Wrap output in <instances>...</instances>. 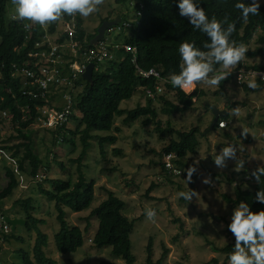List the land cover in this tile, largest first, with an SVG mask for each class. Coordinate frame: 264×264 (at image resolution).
<instances>
[{
    "label": "rangeland",
    "instance_id": "374dc122",
    "mask_svg": "<svg viewBox=\"0 0 264 264\" xmlns=\"http://www.w3.org/2000/svg\"><path fill=\"white\" fill-rule=\"evenodd\" d=\"M263 1L260 0L261 3ZM136 3L137 0H125L122 4H117L116 0H105L99 13L88 18L78 16L83 22L86 33L93 35L102 20L106 18L121 19V26L128 22L130 18L127 13L131 11L130 6ZM14 14V7L9 6L8 18ZM115 27H111L109 30L113 29V31L106 34L107 43H123L125 32ZM132 34L133 32L130 35ZM255 38L254 35L246 44L249 50L255 48ZM244 62L246 66L262 65L264 59L246 58ZM102 65H99L101 70ZM198 87L205 96L196 100L194 107L185 114L166 116L161 113L160 102L153 104L161 131L157 130L156 122L150 121L146 124V118L136 122H125V116H121L114 121V128L117 130L113 129L108 134L94 133L101 137L114 136L116 141L104 146V156L100 153L98 141L96 139L90 141V147L83 162V173L87 181L95 184L94 200L91 208L86 212L74 214L65 210V219L69 224L84 230L85 219L89 217L91 210L106 200L107 194L104 191L106 189L125 203L123 214L130 220H135L130 240L131 253L136 264L145 262V247L150 238L153 241L152 261L154 263L161 257L163 245L169 249V253L162 264H207L213 258L220 263L223 262L225 255L213 252L212 248H222L230 242L227 225L236 206L227 204L221 195L233 197L234 184H239L241 179H245L246 170L234 171L235 161L231 159L227 161L226 168L220 169L213 160L223 147L231 144L238 149L237 159L242 158L246 162L244 168L252 172L258 166H264V153L260 152L264 144V133L259 132L262 128L256 123L257 120L264 119V97L259 98L260 108L249 121L242 112L239 117L229 114L228 121L235 120L236 124L229 125L226 132L231 135V138H227L218 130L208 132L213 119V113L209 107H219L221 103L230 105L234 102L236 105L233 109L240 108L242 103H251L253 96L249 92L244 93L239 86L229 85L230 93L221 92L219 88H209L206 85H198L195 89ZM195 89L190 93L192 94ZM169 98L174 100L173 94ZM57 101L61 104L60 98H57ZM139 105H146V101L140 91H135L130 100L121 103L120 108L133 110ZM244 111L251 112L249 107ZM246 115L250 116L249 113ZM10 116L11 113L7 114L6 118L0 114V119L5 121L0 123V189L6 185V169L14 171L19 184L12 196L3 201L0 215L4 219L7 217L25 222L26 212L23 201L31 199L33 216L45 221V225L39 226L41 232L47 236L45 255L56 264H99L102 261L124 264L120 258L111 254L109 248L102 250L93 248L91 241L98 227L94 217L89 220L91 227L83 235V246L76 253L60 254L56 251L54 234L58 230V224L55 221L54 204L39 193L37 185L40 183L45 189L52 190V185L43 182L44 179L74 182L76 165L69 161L77 157L81 144L78 137L75 138V150L70 145L56 144V135L30 123L26 133H30L32 149L41 159L45 170L38 180H33L28 164L24 165V171L18 170L17 160L21 153L19 152L16 158L12 157V154L16 152L15 146L21 140L17 138L16 130L9 121ZM70 123L67 128L75 129L76 123ZM169 125L174 132H188L193 128H198L200 131L197 135L199 147L195 154L187 156L185 159L187 167H183L179 175L165 173L159 164L162 149L171 140L178 139L176 134L168 130ZM252 125L253 128L250 127ZM243 129L249 130L247 136H242ZM190 167H195L196 171L193 173L191 182L187 184L186 170ZM209 176L212 184H204L203 180ZM188 188L199 193V197H193L191 202L178 198L176 195L179 191H187ZM148 209L156 211L154 222L147 219ZM34 237V232L27 230L25 224L17 225L14 231L10 227L7 234L0 233V264L19 263L21 257L18 252L30 253Z\"/></svg>",
    "mask_w": 264,
    "mask_h": 264
},
{
    "label": "trees",
    "instance_id": "16d2710c",
    "mask_svg": "<svg viewBox=\"0 0 264 264\" xmlns=\"http://www.w3.org/2000/svg\"><path fill=\"white\" fill-rule=\"evenodd\" d=\"M197 2L204 7L210 18L216 16L218 19L223 20L227 17L229 21L236 22L237 31L233 33L231 39L235 40L238 44L241 42L244 44L249 43L255 35V48L249 50L246 56L248 59H264V1L260 7L261 14L250 16L246 24L240 19L239 11L234 8L237 0H197ZM244 2L250 3L251 0H244ZM116 3L122 4L125 3V0H116ZM176 5L177 0H137L132 11L141 13L139 25L133 24L132 28L125 34L123 43H120L136 49V65L139 69L143 71L155 69L167 81V78L171 74H178L180 71L179 64L181 61L178 48L181 42L195 41L196 46L204 51H207V49H204L203 45L209 42L204 33L195 30L186 18L179 15ZM9 6H13L11 0H0V98L4 99L3 102H0V114L2 111L10 110L11 116L9 121L16 130L17 138L21 140L15 146L16 152L12 154V157L16 158L19 156L18 153H21L17 160L18 170L24 171V165L28 164L31 178L38 180L44 170L43 164L32 149L30 133H26L30 123L35 118L34 104L36 102L22 96L18 88V82L10 78V69L14 64L21 65L23 63L26 54L32 50L34 44L44 35V29L38 25L26 29V21H13L11 18H8L7 9ZM106 20L110 19L106 18L102 22ZM76 24L75 40L79 43L81 51H84L91 47L89 43L95 36L96 31L93 35L86 33L79 16L76 18ZM119 24L121 25V19ZM55 26V24L49 26V34L55 33ZM132 32L133 34L130 35ZM15 48H17L16 51ZM118 52L115 60L107 61L103 65L100 64V66H103L102 70H93L92 85L82 78L76 82V86L80 87L81 90L78 94L73 95L74 113L70 116L68 125L66 124L57 132L52 133L56 135V144L70 145L74 150L76 149L75 138L78 137L79 139L81 144L80 152L76 158L69 161V163L76 165L75 181L44 179L43 182L52 185L53 189L47 190L40 183H38L37 187L39 193L54 204L55 221L58 224V230L54 234V244L58 253H76L83 246V235L89 231L91 227L89 220L94 217L98 222V227L91 241L93 248L96 250L109 248L111 254L120 258L124 264H136L131 253L130 240L135 220H130L123 214L125 203L111 191L104 190L107 198L97 208L91 210L89 217L85 219L86 226L84 230L69 224L65 219V210L74 214L86 212L91 208L94 200L95 184L94 182L87 181L83 173V162L90 147V141L93 139L98 141L100 153L104 156V146L106 144H113L116 138L111 135L96 136L94 133L108 134L113 129L117 130L114 128V121L117 117L125 116V122H136L142 118H146V124L150 121L156 122L157 130L161 131L159 129V122L157 121V112L153 106L154 103L160 102L162 104L160 110L166 116L182 115L191 110L195 105V101L203 98L205 93L199 89H195L192 94L187 95L179 88H173L170 84L166 85L167 92L164 95L158 97L156 100H150L145 96L142 88L152 90L155 80H142L136 77V69L131 62L132 55L125 53L123 49ZM216 67L219 68V65H216ZM242 67L264 72V64L249 67L240 63L235 70ZM231 81H233L232 74L221 82L218 87L219 91L223 92L225 85ZM257 84L259 87L255 90L247 88V85H243L241 88L245 92H256L264 85L261 82H257ZM8 91L11 93H8ZM135 91L142 93L146 105H139L133 110L121 109V103L130 100ZM172 94L174 100L169 98ZM13 95L16 101L13 99ZM15 104L29 106L31 113L29 111L22 113ZM24 114L28 116L25 120L23 119ZM228 119V114H225L224 117L218 119L217 124L221 120L227 122ZM4 122L0 119V123ZM70 122L76 123L75 129L70 130V128H67L71 124ZM217 124L212 131L218 130ZM260 125L264 126V120L260 122ZM168 130L176 134L178 138L177 140H171L161 151V162L159 163L161 170L169 174L165 169V163L162 162L165 158L164 156L167 154L174 155V159L171 162L182 171L183 167H187L185 163L187 156L195 154L199 147L197 135L200 134V131L198 128H193L188 132H174L170 125L168 126ZM162 132L165 133V131ZM224 134L225 137L230 135L227 132ZM60 166L62 167V165ZM5 179L6 185L3 189H0V210L3 201L12 196L19 184L14 171L11 169H6ZM251 179L252 183L241 179L239 184H234V196L221 195L222 198L227 204L234 206L244 201L249 204L251 210L254 212L264 209V205L255 201L256 193L264 189V177H261L260 184L254 178ZM30 204L31 199L23 201L26 212L25 228L33 231L35 237L30 253L18 252L21 259L17 264H56L44 252V248L47 245V236L41 232L39 226L45 225V221L33 216L34 209ZM228 235L231 240L225 247L212 248L213 252L225 255L223 262L220 263L213 258L207 264H228L227 254L233 250L235 243L234 237L229 231ZM16 240L21 241V239ZM162 249L161 257L154 263L152 261L153 241L150 238L145 247L146 260L142 264H162L169 253V249L164 245ZM99 264L112 263L102 261Z\"/></svg>",
    "mask_w": 264,
    "mask_h": 264
},
{
    "label": "clouds",
    "instance_id": "9594fccd",
    "mask_svg": "<svg viewBox=\"0 0 264 264\" xmlns=\"http://www.w3.org/2000/svg\"><path fill=\"white\" fill-rule=\"evenodd\" d=\"M14 6L12 20L26 21L25 28L38 25L42 29L61 21L65 16L74 17L79 15L88 18L101 11L105 0H11ZM179 15L188 20L195 30L204 33L209 42L203 47L207 51L196 46L195 41H183L180 43L178 52L180 55L179 73L171 74L167 79L173 88H179L185 93L194 90L198 85H206L209 88H218L222 81L226 80L243 62L247 56L249 48L244 43H237L231 39L233 33L237 31L236 22L229 21L227 17L223 20L216 16L211 18L197 0H177ZM260 0H251L250 3L244 0H237L234 8L240 13L243 23H248L250 16L260 15ZM225 25H227L225 27ZM219 65V68L216 67ZM251 79L247 81L248 87L257 89L255 77L264 76L262 73H251ZM242 77L239 76L240 80ZM46 87V83L41 82ZM242 109L236 107L231 110V114L239 117ZM221 128L226 127L225 121L219 122ZM248 129L242 130V136H247ZM237 147L229 144L223 147L216 155L214 164L224 169L227 167L229 159L235 161L234 171L244 170L246 163L242 158L237 159ZM172 155L165 157L166 162L171 160ZM166 166L171 168L170 163ZM186 183L191 182L195 167L187 170ZM175 174H181L174 169ZM261 177H264V166L254 169L248 178H254L260 184ZM204 184L211 185L212 179L209 176L203 180ZM178 198H183L191 202L193 197L198 198L199 193L188 188L187 191H179ZM255 201L264 205V189L256 193ZM147 219L155 221L156 211L148 209ZM223 227V225H222ZM228 231L234 237L233 250L227 254L228 264H264V209L252 211L248 203L241 201L233 209L230 223L227 225ZM226 240V238H224Z\"/></svg>",
    "mask_w": 264,
    "mask_h": 264
},
{
    "label": "built area",
    "instance_id": "2783aa9c",
    "mask_svg": "<svg viewBox=\"0 0 264 264\" xmlns=\"http://www.w3.org/2000/svg\"><path fill=\"white\" fill-rule=\"evenodd\" d=\"M130 7L131 11L127 13L130 20L122 24V26L115 27L117 30H123L125 34L132 28L133 24L139 25L141 16L140 12L132 11L134 5ZM77 16H67L55 23L54 34H49V26L44 29V35L34 44L32 50L26 54L23 63L21 65L14 64L10 69V78L18 82V88L22 96L36 102L34 104L35 118L31 125H37L52 133L57 132L64 125H68L70 116L74 113L73 95L78 94L81 90L80 87L76 86V82L82 78L87 66L93 64L94 69L97 70L99 69L98 65L115 60L119 50L123 49L125 53L132 55L131 62L135 66L136 77L142 80H155L152 90L142 88L148 99L156 100L164 95L167 92L166 85L171 84L170 81L163 79L155 69L148 71L139 69L136 65L135 48L120 43H107L105 41L106 34L112 32L113 29L106 31L103 39L98 41L95 46L81 51L79 43L75 40ZM253 72L264 74V72L256 71L252 68L242 67L234 70L232 72L234 84L239 87L248 85L247 81L251 79L250 74ZM239 76L242 77L240 80L238 79ZM255 79L256 83L261 82L264 84V76H257ZM41 82L46 83V87L42 86ZM77 90L79 91L77 92ZM182 92L185 93L184 91ZM190 92L185 94H191ZM12 97L16 101L15 96L13 95ZM57 98L61 99V104L58 103ZM3 100V98H0V102H3ZM16 106L22 113H26V111L31 113L29 106H20L19 104ZM9 113V109L1 112L5 118ZM27 118L28 116L24 114L23 119ZM225 123L226 127L224 128H221L218 123V130L226 129L228 123ZM173 159L174 155L167 162L164 158L165 169L170 175H174V169L179 170L181 173V170L171 162ZM166 163H170L172 167H167ZM247 178L246 176L243 180L245 181ZM245 182H252V179L248 178ZM9 230L10 226L4 222L3 216L0 215V233L7 234Z\"/></svg>",
    "mask_w": 264,
    "mask_h": 264
},
{
    "label": "water",
    "instance_id": "95a60500",
    "mask_svg": "<svg viewBox=\"0 0 264 264\" xmlns=\"http://www.w3.org/2000/svg\"><path fill=\"white\" fill-rule=\"evenodd\" d=\"M120 19H114V20H106L103 21L99 27L96 30V34L95 36L92 38V40L89 43V46H95L97 44L98 41H100L101 39H103L104 34L106 33V31H108L111 27L116 26L117 24H119ZM93 69H94V65L90 64L87 66L86 71L84 72L82 79L86 82H88L90 85H92V74H93ZM212 113H213V119L209 125L208 128V132L212 131L215 127V125L218 122V119L221 117L225 116V112L223 111H219L216 107L214 106H210ZM4 222L6 224H8L11 228L12 231L15 230L17 225H24L25 222L21 221V220H15V219H10V218H5Z\"/></svg>",
    "mask_w": 264,
    "mask_h": 264
},
{
    "label": "crops",
    "instance_id": "0c3cea01",
    "mask_svg": "<svg viewBox=\"0 0 264 264\" xmlns=\"http://www.w3.org/2000/svg\"><path fill=\"white\" fill-rule=\"evenodd\" d=\"M241 63H243L244 65H246L245 64V62L243 61V62H241ZM255 66V65H254ZM238 67V66H237ZM249 67H253V65H250ZM234 71V70H233ZM229 85H232V86H235V87H237L234 83H233V81H231V82H229V83H227L226 85H225V88H224V92H226V93H230V90L228 89V86ZM247 88H249L248 87V85L246 86ZM198 89H200L201 90V88H199L198 87ZM243 89V88H242ZM249 89H251V88H249ZM244 93H248V92H245L244 91ZM249 93H251V95L253 96V100L251 101V103H248V104H246V103H242L241 105V109H242V115L244 114V117L247 119L248 118V121L249 120H251V117H252V115L253 114H255L258 110H259V108H260V104H261V102H260V100H259V98L260 97H264V85L262 86V88L260 89V90H258V91H256V92H249ZM220 106L219 107H217L216 106V108L219 110V111H223V112H225V114H228V116H229V114L231 113V110L233 109V107L236 105V103H234V102H231L230 103V105H224L223 103H221V104H219ZM238 106H240V105H238ZM264 106V105H263ZM247 107H249L250 108V111L251 112H247V111H244L245 110V108H247ZM263 108V107H262ZM261 108V109H262ZM246 113H249L250 114V118L246 115ZM235 117H237V116H235ZM264 119H260V120H257V124H258V126L259 127H261L262 129L259 131V132H262V133H264V126L263 125H260V122L261 121H263ZM247 121V120H246ZM227 123H228V126H227V129L229 128V125L230 124H236V122H235V120H233V121H227ZM250 127H252L253 128V125L252 126H250ZM226 129V130H227ZM226 130H222L221 131V133L223 134V135H225L224 133L226 132ZM227 138H231V135H229ZM260 152L261 153H264V144L261 146V148H260ZM245 170H246V172H245V175L247 176L248 174H250L251 172H250V170L249 169H246V167L244 168ZM244 171V170H243Z\"/></svg>",
    "mask_w": 264,
    "mask_h": 264
}]
</instances>
